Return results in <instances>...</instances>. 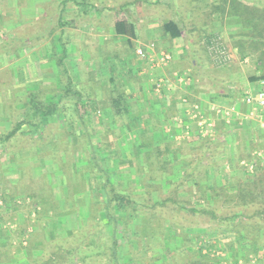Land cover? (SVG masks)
<instances>
[{
  "label": "rangeland",
  "instance_id": "obj_1",
  "mask_svg": "<svg viewBox=\"0 0 264 264\" xmlns=\"http://www.w3.org/2000/svg\"><path fill=\"white\" fill-rule=\"evenodd\" d=\"M240 1L256 8L264 6V0ZM8 2L0 0V8H6ZM112 2L115 6L122 0H113ZM162 2L166 3L168 1ZM97 3L100 5L105 4L100 1ZM173 3V6L177 5L176 11L179 9L181 12H179L180 15H168V18L180 22L179 25L182 29V37L179 38L180 41L174 47L167 39L165 41L158 38L160 32L156 28H159L160 25L158 27L156 25L158 22L157 18L160 17L155 20L153 16L152 23L146 22V20L138 22L133 46L127 45L125 42L126 38H115L105 30L94 31L91 29L86 30V28L82 30L80 26L68 25L67 43L65 44L67 45V57L64 60L68 64L70 74L75 81L83 77L84 84H88L91 81L93 86V90L87 89V91L91 92V101L87 99V104L81 108V112L85 111V109L89 111L90 107L95 109L92 112H84L83 114L85 121L90 125L88 129L93 131L89 143L93 145L94 151L96 150L95 153L99 151V147L104 152L109 151L105 154L101 153L100 158L105 163L111 178L116 180L112 185L120 193L139 200L138 210L134 213L135 215L139 214L140 217L137 221L138 225H140L137 228V233L131 230V222L134 217L133 210L130 209L129 212H124L118 216V218H124L126 221L124 231L126 230L127 234L125 236H131L133 241H137L140 244V236L147 234V245L151 244L149 248H153L154 250H152L155 251L156 248L152 247L153 241L150 238L155 237L153 233H162L163 240L161 243L166 244L167 247H163L159 252L163 257V261L165 260V264H167V261L169 264H186L187 259L191 258L194 252H196L193 255L195 258L199 256V252H197L199 247L202 248L200 254L212 257L215 261H218L217 264H231V258L227 257L224 249L227 247L230 252L237 249V234L224 231L220 227L218 228L215 221L212 224L207 223V218H209L207 214H188L186 215L187 217L183 216V214L191 213L188 208L193 206V204H207L206 201L210 199L213 203L212 205L218 208L226 206L221 196L222 194L211 195V189L219 190L223 184L230 182V185L232 184L230 189L232 190L234 187L233 183L237 180L264 176V156L260 157L256 154L257 151L264 152V144L262 143V141L264 142V136L258 130V127L251 125L248 121L245 122V119L241 121L240 118H237L241 121L240 124H230L232 114L224 118L222 112L216 110L219 103L227 104L219 102L221 96L228 98L233 90L241 91L247 89L249 87L248 84L251 83L248 78L264 73V66L258 61L260 49L253 51V48L248 46L247 48L251 52H248L247 48L244 49L247 53L244 56L238 51L237 40L247 41L253 35L251 36L247 32V30L250 31V27H245L238 21L233 20L236 19V16H228L225 13L222 15L219 10L215 11L213 5L221 6V4L225 3L224 0H173ZM134 6L132 5L133 10L137 7ZM154 8L150 6L148 11L153 12ZM159 8L167 10L162 4L158 6ZM143 9L145 10V8ZM142 19H146V17ZM1 20L2 16H0V23ZM79 27L81 30H78ZM244 31H246V35H242ZM12 33H3V35L9 36L10 40L12 39ZM55 37L56 35L52 34L49 41L43 42L41 47L37 46L36 50L32 51L33 53L36 52V63L33 65L24 63V73L26 75L28 69L31 72H36V75L39 74L40 66L38 61L42 60L43 54L51 49L50 41L53 40L55 42ZM262 41H264L263 38H261L260 42L263 43ZM138 48L143 50L144 55L137 54ZM174 49L175 51L180 50V54L177 55V59L174 62L168 64ZM222 49L227 57L225 60H222L217 54ZM182 50L184 52L181 54ZM6 52L7 54L9 52V57L7 58L9 61L3 56L0 57H3L7 62L9 74L4 75L1 72L0 81L2 82L6 77L8 81L6 87L8 88L14 83V79L12 80L11 77V69L13 68L11 60L12 44L7 48L0 46V53L6 54ZM161 54L168 55L169 60L161 62L159 60ZM135 55L141 59H149L153 64L143 66L140 61L134 59ZM49 56H46L45 61H50L51 65L42 67L47 74L45 77V89L39 95V98L44 100L51 99L59 90L62 73L56 66L58 59L62 56V49L57 46L52 47ZM119 60H121V64ZM194 60L196 64L192 67V61ZM166 63L167 66H165ZM103 65H105L106 69H109V66L110 68H125L124 74L129 76L128 79L132 83L134 90L130 94L129 89L125 87L124 91L127 95L129 94L127 96L129 99L137 97L138 102H134L131 106L134 109L133 112L142 108L143 111L139 112L142 116V118L140 116L141 125L130 128V123L132 122L129 117H133V112L126 116H115L113 118L115 122L108 123V121H105L108 115L98 111V109L108 105V95L104 93L100 85H97L108 80L106 73L102 72ZM157 66H165L163 70H159L160 72L162 71L161 75L155 70ZM90 71H93V80L95 79L96 82L89 80ZM24 73L22 71L19 72L20 78L22 75L24 76ZM145 73L148 74L147 77H145ZM19 75L17 74L18 77L15 79L17 83L21 82ZM36 75L35 77H37ZM28 77L34 78V75L32 77L30 74L26 78ZM41 77H44V75L41 74ZM11 81H13L12 84L9 83ZM173 82L174 84H172ZM156 83L160 85L158 90L161 89L159 92L161 94L163 89L174 86L172 87V93L167 95L175 94V96L181 98L194 95L199 100L200 113L204 115V119L212 124L210 126L208 125L210 122L206 121L205 128L209 132H200L201 128L198 124V118H194L193 114L186 117L184 114L173 113L174 111L171 112L167 108H165L163 113L167 117L171 116L169 118L171 122L169 121L165 124V132L159 129V126L155 127L156 120L153 117L155 114L152 115L153 112L147 113L144 104L141 106V100L149 98L150 101L154 102L161 97L167 99L166 93H163L162 96L158 95V97L152 94L151 88H155L157 86ZM143 89L144 91L148 90L146 91L149 94L148 97L141 96ZM7 90L5 97L0 93V136L13 127L16 119L24 116L22 106H10L11 102L20 100V97L17 96L18 91L14 93L10 88ZM17 90L24 92L22 94L24 95L23 98H26L29 93V91L24 89L17 88ZM208 101L211 103L206 105ZM63 102L68 104V100L65 98ZM130 102L133 103V101ZM150 104L152 105L151 102ZM212 107L216 108L214 114L211 115L210 110L212 109L211 112L213 111ZM189 110L190 108H187L184 112L189 114ZM71 111L70 107H66L64 112L69 115ZM171 113L172 115H170ZM159 115L161 116L162 114ZM214 115L217 116L215 117ZM73 116L76 118L74 112ZM104 116L106 117L104 118ZM99 117L104 119H102L103 122L101 118L99 120ZM228 119L230 120L229 122ZM65 121V118L57 115L52 117L50 121L43 122L46 127L49 126L47 129L48 136H52L58 143L56 151H53V148L48 143L40 148L33 146L42 150V152L35 153V157L33 156L34 154L31 156L33 148L28 143L29 133L25 136L22 144H19L22 141L16 140L17 145L12 144L9 146L11 143L9 142V145L7 144L8 148L6 147L4 152L1 151L3 146L0 142V252L1 250L4 251L6 258L4 261L0 260V264H22L25 262V258L28 262L32 255H39L42 249L41 247L33 246V241L37 242L40 240L44 244L45 239L50 236L51 232V239L58 232L66 234L70 229H67L65 223L63 225L62 216L67 214L74 216L77 214L75 212L79 213V210L80 212L84 211V216L82 214L81 216L87 219H98L96 224L100 228L101 233L103 231L104 235L102 236L109 239V236H105L106 230L104 229L106 224L111 222L101 218L105 215L104 211L101 210L102 204H97L100 200L96 201L93 199V197H97L98 192L100 197L104 198L99 187L103 177L100 176V173L94 176L86 170V165L90 158L88 155L89 149L86 148L88 142L80 138L82 137V130L77 122L75 124L77 137L66 132L67 125ZM134 123L137 124V122ZM223 125H229L228 135H221L220 126L223 127ZM32 129L23 124L19 132L24 134V132L26 133ZM32 131L33 133H30L33 135L35 131ZM140 132H145V138H154V144L159 148L160 156L157 158L153 155L147 156L145 154L144 156L143 152L144 150L146 152V147L139 148L136 146L139 142ZM211 139H214V141L208 145V141ZM257 144H261V146ZM17 150L24 152L27 158L17 156L16 153L19 152ZM27 152H30V155ZM123 152L126 155L125 159L119 156ZM98 153L100 154V152ZM136 154L141 158L139 163ZM80 158L83 160L81 161ZM200 158L202 162L194 165L195 161ZM191 167H195V172L192 174L193 176H189L188 185V183L181 181L183 179L181 176L187 169L190 170ZM120 170L126 173L130 172L132 178L128 179L126 174V184L121 183L119 180L117 181ZM69 172H72V175H70L71 182L62 183L59 180L60 176L66 177ZM196 182L202 183L206 187L204 198L200 196L198 188L194 184ZM142 183L146 185L144 188L141 185ZM83 187L87 188L85 198L82 197L83 192L80 191ZM142 193H146L147 196H140ZM164 197H169L170 200L161 207L167 217L161 216L158 219H153L147 206H151ZM39 201L42 204H39ZM82 201H89L88 209H84L85 203L84 208L82 207V210L79 209ZM126 205L129 207L132 204L129 202ZM170 218L173 222L169 220ZM186 219L191 220L190 224L199 222L192 227H196L195 231L200 232L190 234L195 235L194 238L186 240L189 243V249L181 246L174 248V246L182 245L181 236L184 233ZM55 221L59 223L56 225ZM121 231L123 230L119 228L115 230L116 237L119 236ZM144 240L146 241V239ZM134 244L136 245L135 242ZM136 247L138 246L136 245ZM24 252L27 253L26 256L23 255L25 254ZM14 254H16V257H14ZM155 259L154 257L149 258V256L145 258L144 255L141 256L135 251L130 253L127 251L118 257V261L128 264H155V261H153ZM238 264L245 263L240 258ZM246 264H264V245L259 248L256 255L249 254V261Z\"/></svg>",
  "mask_w": 264,
  "mask_h": 264
},
{
  "label": "trees",
  "instance_id": "obj_2",
  "mask_svg": "<svg viewBox=\"0 0 264 264\" xmlns=\"http://www.w3.org/2000/svg\"><path fill=\"white\" fill-rule=\"evenodd\" d=\"M224 1L225 3L221 4V6L213 5L215 11L219 10L222 15L225 13L228 16H236V19L233 20L238 21L245 27H250V31L247 30V32H249L251 36L253 35L252 38L249 36L250 40L247 41H243L242 39L237 40L236 45L238 51L244 56L246 53L244 49H246L248 46L253 48V51L260 49L258 61L264 66V41H262L263 43L260 42L261 38L264 39V6L256 8L254 6L246 5L240 0ZM161 27L162 33L169 39L182 36L181 26L172 19L164 20ZM113 28L115 34L127 37L126 43L128 46H133V39L136 37V34L134 31V25L131 21L124 17H116L113 21ZM243 34L246 35V31H244L242 35ZM60 41V44L62 45V56H60L56 63L57 68L60 72H62L60 85L58 87L59 90L55 93V95H53V97H51V99L48 100L39 98V95L43 93L45 88H36L37 91H29L26 98L20 97L19 102H21L23 106L24 116L22 118L16 119L13 127L0 136V142L3 146L1 151L4 152L6 147L8 148L7 144L9 145V142H11L9 146L12 144L17 145L18 143H16V140L19 142L22 141L19 143L22 144L24 142L23 140L25 139V134L28 133L30 134L28 143L31 147L36 146L40 148L49 143L50 147L53 148V151H56L58 148L56 145L58 143L52 138V136H48L47 129L49 126L46 127V124L43 122L50 121L52 117L57 115L60 117L62 116L66 119V132L69 134H74L76 137L77 133L75 130V124L77 122L78 126L82 130V137L80 138L88 142L86 148L89 149L88 155L90 158L88 159L86 170L92 173L94 176H97V174L100 173V176L103 177L99 187L104 198L100 199V202L98 201L97 204H102L101 210L104 211L106 221H110V224L113 226L112 233L116 235L115 230H118L119 228L123 231L120 232L118 237L124 239L127 237L125 236L127 234L126 230L124 231L126 221L124 218H118V216L124 212H129L130 209L133 210V214L137 212L139 200L134 199L129 195L120 193L112 185L113 182L111 181V174L109 171H107L105 163L100 158L101 155H99V151L95 153L96 150L94 151L93 145L89 143V140H91L90 137L93 135V131L92 129H88V126L90 127V125H88L87 121H85L86 119L83 116L84 111L81 112V108L85 107L88 100L91 101L92 95L90 91H87V89L93 90V86L91 81L88 84H84L83 77H80V80L78 81H75L72 78L68 64L64 60L65 57H67L66 47H63L64 44L62 42V38ZM248 49L249 48H247V50ZM248 52L251 51L248 50ZM92 72H89V80H93ZM102 72L106 73L108 79L107 81H103L102 84H97L100 85L104 93L108 95V105L102 107L103 112L105 111V114H107L112 119L115 116H126L133 112L134 109L132 108L131 104L133 105L134 103L130 102V99L127 98L122 79L118 77L117 74L112 76L108 75L106 67L102 69ZM260 79H264V73L259 76H250L248 81L257 82ZM93 82H96L95 79ZM64 98L68 100L69 106L63 102ZM12 104L13 102L10 103V105ZM66 107H70L72 109V111L76 114V118H74L72 111L69 113V115L64 112ZM140 116L141 115L139 111L133 112V117H129L130 121L132 122L130 128L134 126L132 120H135L139 123ZM23 124L31 127V129L33 128L32 130H34L35 133L32 135L30 133H33L32 130L24 134L23 132H19L22 129ZM144 136L145 132H142L138 138L139 142L136 144V146L139 148L146 147V152L145 150L143 152L144 156L145 154L147 156L153 155L156 158L160 156L159 148L154 144V138H145ZM42 139H44V141H42ZM213 141L214 139L208 141V145L212 144ZM44 142L46 143L44 144ZM99 149L101 148L99 147ZM201 162V158L197 159L194 165ZM194 172L195 167H191L190 170L187 169L181 176V178H183L181 181L186 184L188 183L189 185L188 178H190L189 176H193L192 174H194ZM256 177H249L247 180H237L233 183L234 187L232 190L230 189L232 185H230V182L223 184L219 190L211 189V195L222 194L221 196L226 206L218 208L215 205H212L213 203L210 201V199L209 201H206L207 204H193V206L188 208V211L191 213L183 214V216L188 214H207L209 216V218H207V223L212 224V222L215 221L218 228L220 227L224 231L235 232L237 234V249H235V251L232 250L231 252L228 251L227 247L224 249L227 257L231 258V264H238L240 258L246 264V262L249 261V254L256 255L259 248L264 245V176ZM194 184H196L200 196L204 198L206 195V187H204L202 183L196 182ZM140 196L145 197L147 194L142 193ZM168 201H170L169 197H164L151 206H147L150 209L149 212L151 211L150 215L153 219H158L161 216L165 218L167 217V215L163 213L161 207ZM129 202H131L132 205L127 207L126 204ZM38 203L42 204L40 201ZM139 218V214H134L131 222V230L135 233L138 232L137 228L140 226L137 222ZM188 219L190 218L188 217ZM169 220L173 222L171 218ZM190 221L191 220L186 219L185 227H192L194 224L196 225V223H199L196 222L194 224H190ZM97 227V224H80L79 227L68 230L66 234H62V232L57 233L54 237H52L51 240L44 241V244L40 240V242L33 241V246L41 247L42 252L39 255H32L27 264H128L118 261L116 251L114 249L115 246H117L118 241L114 240L112 245L108 247L101 239L97 237ZM153 234L155 237L160 235V233ZM145 236H147V234ZM42 246L46 247L43 248ZM201 249V247L197 249L199 256L195 258L193 255L196 254V252H194V254L191 255V258L189 257L187 259L186 264L218 263V261H215L212 257L210 258L207 255L200 254ZM108 251H110L109 253H111V255L108 254ZM0 260H6L4 251L2 250L0 252ZM167 264H169L168 261Z\"/></svg>",
  "mask_w": 264,
  "mask_h": 264
},
{
  "label": "crops",
  "instance_id": "obj_3",
  "mask_svg": "<svg viewBox=\"0 0 264 264\" xmlns=\"http://www.w3.org/2000/svg\"><path fill=\"white\" fill-rule=\"evenodd\" d=\"M5 1H9L7 3L6 8H0V16H2V20L0 23V46H5L7 48V47H9L10 44H12V52H11L12 53V59L11 60H12L13 68L11 69V77H12V80L14 79V83H13V81L9 82L11 84L13 83V85H11L10 87L7 88L6 87V83H8L7 78L5 77V80L3 79L2 82L0 81V91L2 90L0 93L3 95V97L6 96V92H8L7 89H9V88L14 93L16 91H18L17 96L23 97L24 95H22V94L24 92L17 90V88L24 89L27 91H33V90H36V88L38 89V88H44L45 87V81H46L45 77H46L47 73L45 72V70L43 71L42 67L51 65V62L50 61L46 62L45 58H46V56L50 57L49 55L51 54L52 47L57 46V47H60L62 49V45L60 44L61 38L63 39V41H62L64 44L63 47H67V45H65V44L67 43L66 42V40H67L66 35H67L68 25L76 26V27L80 26L82 28V30H85L84 28H86V30L91 29L94 31L105 30L110 35H113L115 38L124 37L127 39L126 36L115 34L114 28H113L114 18H116V17L117 18H120V17L123 18L124 17V18L128 19L129 21H131L134 25V31L136 34L138 22L140 20L141 21L146 20V22L148 21V22L152 23L153 22L152 17L154 16L155 20L157 17H160V18H157L158 22L156 25V27H158L160 25L159 28H156L160 32L158 34L159 40L161 39V40L166 41V39H167V41L172 43V45L174 47V45L176 43H178V41H180L179 38L182 37V36H180L177 38L169 39L166 35H164L162 33V27H161L162 22L166 19H172V18H168V15H172V14L180 15L179 12H181V10L178 9V11H176L177 5L173 6V4H174L173 0H122V2L117 3L118 5H115V6H114V3L112 2L113 0H5ZM99 1L104 2L105 4L100 5L97 3ZM115 1H121V0H115ZM162 1H168V2L165 3ZM170 1H172V2H170ZM161 4L164 7H166L167 10H164L162 8L158 9V6H160ZM132 5H135L134 7L137 6L136 9L133 10ZM150 6L155 7L153 12L148 11L150 9ZM143 8H145V10ZM142 15H143V17H142ZM137 16H139V17H137ZM140 16L142 18L146 17V19H142ZM147 18H150V19H147ZM172 20H174V19H172ZM174 21H176V20H174ZM177 23H180V22H177ZM80 27L78 30H81ZM3 33H12V37H11L12 39L9 40V36H7L5 34L3 35ZM52 34L56 35V37H55L56 39H55V42H53V40L50 41L51 42V44H50L51 49L47 50L48 52L43 54L44 56H43L42 60L38 61L39 66H40V72L38 71L39 74L36 75L37 74L36 72H34V71L31 72L30 69H28L29 72L27 71V75H26L24 73V63H29L32 65L36 63V61H35L36 52L33 53L32 51H35L36 50L35 48L37 46L41 47L43 42H45L47 40L49 41ZM158 41H157V43H158ZM125 42H126V40H125ZM6 44H9V45H6ZM156 47H157V44H156ZM148 51L149 50L147 48V52ZM179 51H177V50L175 51V49L172 50L173 55H172L171 60L168 62V64L171 62H174L175 59H177V55L180 54ZM183 52L184 51L182 50L181 54ZM15 53H16V55H15ZM0 56L5 57V59L7 61H9V59H7L9 57V52H8V54H7V52H6V54L0 53ZM3 57H0V60H1V67H0L1 71H0V73L3 72L2 74L8 75L9 74L8 73L9 69H7L8 64ZM134 57H135L134 59H137L138 61H140V63H142L143 66L153 64L152 62L149 61V59H146V60L141 59L137 55H135ZM130 58H128L129 61H131ZM120 62H121V60H119V63ZM108 64H110V63H108ZM123 64H124V62H123ZM195 64H196V61L195 60L192 61V67H194ZM165 66H167V63L165 64ZM165 66H163V67L157 66L156 67L157 69H155V70H157L159 72V75L162 74V71L160 72L159 70H163V68H165ZM104 67H105V65H103L102 68H104ZM33 70H34V68H33ZM155 70H153V71H155ZM21 71L24 73V76L22 75V77L20 78L19 72H21ZM125 71L126 70L124 67L122 69L113 68V67L110 68V66H109V69L107 68L108 75L112 76V75L117 74V76L122 79V82L124 84V88L125 87L128 88L129 92L131 94L133 92L132 90H134V87L128 79L129 76L124 74ZM149 71H151V70H149ZM17 74L19 75V78L21 81L18 83L15 80L18 77ZM30 74L32 75V77L34 75V78H30V77L26 78ZM41 74L44 75V77H41ZM145 74H146L145 77H147L148 74L147 73H145ZM174 74L176 75V73H174ZM35 75L37 77H35ZM161 78H163V77H161ZM167 78H169V77H167ZM171 79H173V78H171ZM37 81H40V82H37ZM172 84H174V82ZM253 85H256V82H251L248 84V86H253ZM172 87H174V86H171V88ZM146 88H147V86H146ZM171 88L169 87L167 89H163L162 94L166 93L165 95H166L167 99L165 97H161V98L156 99V101H154V102L150 101L149 98H144V100H141V106H142V104H144L145 110L147 113L153 112L152 115L155 114V116H153V117L156 120L155 121L156 126H159V129H162L164 132H165V124H167L169 121L171 122V120L169 119L171 116L167 117L163 113L165 108H167L171 112L174 111L173 113L177 112L179 114H184V115H186V117H188V115H190V111H189V114H186L184 112L185 109L190 108L192 106V104L199 102V100H197V98L194 95H192L190 97L188 96L189 98L188 97H182V98L177 97V96H175V94H172L171 96L167 95L169 93H172L173 88L172 89ZM146 91H148V90L146 89ZM146 91H144V89H143V91H141V96L148 97L149 94ZM151 91H152V94L157 95V97H158V95L162 96V94L159 93L161 91V89L157 90L156 88H153V89L151 88ZM238 93H240V90H233L232 94H230L228 98H224V96H221L220 101L218 100L219 102H222V103L225 102L227 104L235 103L237 108H238L239 113L237 115L232 114L231 119H230L231 121L229 120L230 122L229 121L228 122L230 124L237 125V124H240L242 119H245L244 120L245 122L248 121L251 125L257 126L258 130L264 136V128H261L258 122H256L253 119H249V118L244 117V112H245L246 106L244 103H242L238 99V97H237ZM130 97H131V95H130ZM183 99H186V101H183ZM130 101H133V103L134 102L137 103V97L134 99L130 98ZM150 102L152 103V105L150 104ZM209 103H211V102L208 101V103L206 105H208ZM13 105L14 106L15 105L16 106H22L21 102H19V101L18 102L13 101V104L10 106L13 107ZM218 105H220V103ZM90 108H89L90 112L95 110L92 107H90ZM211 110H210V113L212 115V114H214V109L212 112H211ZM89 111H87V109H85L84 112H89ZM98 111L103 112V109H98ZM138 111L142 112L143 110H142V108H140V109H138ZM187 112H188V110H187ZM104 113H105V111H104ZM156 113L157 114L159 113L162 115L160 116L159 114L157 115ZM170 115H172V113ZM105 117L106 116H104V118ZM108 117L105 118L106 122L107 121H108V123L115 122V121H113V119L111 117H109V118ZM100 118H101V121L103 122L104 119L102 117H99V120H100ZM141 118H142V116H141ZM237 118H240L241 121H239ZM141 121L142 120L140 119L139 123H138L137 121L133 120L134 126L141 125L142 124ZM214 121H215V119H214ZM134 122H137V124H135ZM130 126H131V123H130ZM220 128H221L220 133L222 132L221 135H226V134L228 135L229 134V129H230L229 125L228 126L223 125V127L220 126ZM262 135H261V137H262ZM25 136H27V134H25ZM122 139H120V140L122 141ZM118 143H119V141H118ZM262 143L264 144L263 141H262ZM258 146H261V144ZM32 148H33V150L31 151V153H32L31 156L34 154L33 156L35 157V153L42 152V150H40V149H37L35 147H32ZM99 152H100L99 155H101V153L105 154V153H108L109 151L104 152L101 148V149H99ZM27 153L30 155V152H27ZM16 154H17V156H21V158H25V159L27 158V155H25L24 152H18ZM119 156L123 157L124 159L126 158V155L124 152L121 153ZM28 157H30V156H28ZM30 158H28V159H30ZM136 158H137L138 163H139V159H141V158L138 157L137 154H136ZM17 159H18V157H17ZM82 160L83 159H81V161ZM126 174H127L128 179L132 178L130 176V172L126 173V172H123L120 170L119 177L117 176L118 177L117 181L119 180L121 183L126 184V181H125L126 180V178H125ZM67 175H68L67 177H65L63 175L60 176L59 180L62 181V183L64 182V184L66 183V181L71 182L70 175H72V172H69ZM138 176H140V174H138ZM111 181L115 182L116 180L114 178H112ZM141 185H143L142 186L143 188H144V186H146L144 183H142ZM86 189L87 188L83 187L82 190H80L83 192V194H82L83 198H85V196H86V192H87ZM97 190H98V188H97ZM93 199H95L97 201V200L102 199V197H100L99 192H98L97 197H93ZM84 203H85V208H84ZM80 205L81 206H79V209L82 210V207L84 209H86L89 206V201H82V203ZM83 212L84 211L80 212V210H79V213L75 212L77 214H75L74 216L69 215V214H67L68 216L67 215L62 216L61 220H63V225L65 223L67 225V229L68 228L71 229L72 227H76V228L79 227L80 224H83V225L88 224V223L96 224L98 219L97 220H94L92 218L87 219V218L83 217L84 216ZM81 214L83 216H81ZM101 218L103 220L104 219L106 220L105 215H104V217H101ZM108 222H110V221H108ZM58 223L59 222H56V225ZM97 229H98L97 237L99 239H101L103 241V243H105L108 247H110L112 245L113 241L118 238V236L116 237V235H113V233H112L113 232V226L110 224H106L105 229H104V230H106L105 236H109V239L102 236L104 234H103V231L101 233L99 227H97ZM195 229H196V227L193 228V227L186 226L184 228V233L181 236V242H182L181 244L182 245L174 246V248H179L181 246L182 248L186 247L187 249H189V243L186 240L194 238L195 235H190V234H192L194 232H200V231H195ZM197 230H199V229H197ZM58 233H61V232H58ZM51 234H52V232H51ZM51 234L47 238L45 236V238H46L45 241L51 240ZM62 234H64V232H62ZM157 237H151L150 238L153 241L152 247L156 248L155 251H153L154 250L153 248H152L153 250L151 248H149V246H151V244L149 246L147 245L148 244L147 243V237L145 235L140 236V239H139L140 244L137 241H133L131 236L125 237L124 239L119 238L116 240V241H118V244L114 248L116 251V256L118 258L119 256H121V254H124L127 251H128V253H130L131 251H135V253H139V255H141V256L144 255L145 258H148V256H149V258H152V257L156 258L155 260H153V261H155V264H165L164 263L165 260L163 261V259H162L163 257L159 251H161V249L163 247H167V245L164 243H161V241L163 240L162 233L160 235H158ZM144 239H146V241ZM157 240H159V241H157ZM134 242L136 243V245L138 247H136ZM148 250H149V252H148ZM109 252L110 251H108V254L111 255V253H109ZM169 252H171V251H169ZM24 253L25 254H23V255L26 256L27 253L26 252H24ZM15 255L16 254H14V257H16ZM22 264H27L26 258H25V262H23ZM179 264H184V263H179Z\"/></svg>",
  "mask_w": 264,
  "mask_h": 264
},
{
  "label": "built area",
  "instance_id": "obj_4",
  "mask_svg": "<svg viewBox=\"0 0 264 264\" xmlns=\"http://www.w3.org/2000/svg\"><path fill=\"white\" fill-rule=\"evenodd\" d=\"M136 52L137 54L144 55L143 50L140 48H138ZM224 52L225 51H223L222 49L219 51V53H217L219 54L218 56L222 60H225L227 58ZM168 59H169L168 55L161 54L159 56V60L161 62H164L165 60ZM156 85L157 86L155 88L158 90L160 85L159 83L158 84L156 83ZM237 97L246 106L244 117L255 120L256 122L259 123L261 128H264V79H260L259 81H257L256 85L249 86L247 89L241 90L240 93H238ZM183 101H186V99H183ZM199 108L200 106L198 103L192 104L189 110L191 112L190 114H193L194 118L196 117L198 118V124L201 128L200 129L201 133L209 132L208 129L205 128V124L207 120L204 119V115L200 113ZM212 108L215 110L216 107H212ZM216 110L221 111L224 118L225 116L228 117L231 114L237 115L239 113L235 103H230L226 105L220 104ZM207 122L209 123L210 121ZM208 125L211 126L212 125L211 122ZM256 154L260 157L264 156L263 151H257Z\"/></svg>",
  "mask_w": 264,
  "mask_h": 264
}]
</instances>
